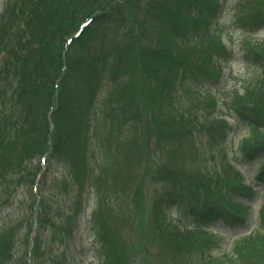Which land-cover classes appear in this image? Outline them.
Returning a JSON list of instances; mask_svg holds the SVG:
<instances>
[{
  "label": "trees",
  "instance_id": "16d2710c",
  "mask_svg": "<svg viewBox=\"0 0 264 264\" xmlns=\"http://www.w3.org/2000/svg\"><path fill=\"white\" fill-rule=\"evenodd\" d=\"M153 2L4 1L0 10V185L8 183L3 191H8L11 206L18 201L17 195H21L28 205L27 212L32 217L38 214L39 230L59 222L64 235L73 236L80 228L78 217L86 214V231L104 264H136L131 254L134 245L139 249L140 259L148 261L149 255L157 252L152 244L154 239L160 241L158 247L169 239L180 243L176 249L198 255L203 264L205 261L214 264V259L220 261L217 264H224V260L237 263L245 253L260 251L264 257V233L258 228L237 236L225 254L214 253V249L205 251L208 242L221 239L208 230L211 222L230 214L235 216L234 220L244 221L245 217L236 208L226 212L221 204L200 205L199 201L189 200L184 180L194 169L193 165L185 156L180 160L174 153L170 158L166 155L172 147L167 142L170 129L164 128L167 125H176L181 131L190 132L192 138L198 137L194 128L185 126L184 117L190 107L184 104V101L189 104V100L181 92L190 82L198 90L200 81L190 73L188 62L178 58L180 47L187 43L177 38L184 25L187 27L180 17L184 9L160 4L159 12ZM217 9L218 6L215 12ZM202 13L201 7L195 13L187 7V16L197 19ZM90 17L91 23L73 38L66 52L67 39ZM112 19L119 27L116 37L122 34L123 40L107 42L104 52L75 64L73 55L82 49L87 34L94 29L97 32ZM263 20L261 17L257 24ZM164 21L168 41L154 47L148 34L157 31ZM229 39L230 48L227 44L218 48L211 62L212 74H217L212 79L220 85L227 80L222 76L224 65L237 52L234 40ZM242 53L246 59H253L259 69L242 76L241 86L232 87L226 102H220L213 121L205 119L197 131L212 133L215 121L223 123L219 134L224 136L231 128L228 119L221 117L227 107L230 110L227 115L238 125L247 126L248 132L238 138L233 160L214 164V172L210 174L200 171L197 188L202 191L212 187L219 191L220 186H225L231 192L254 196L255 188L241 182L242 176L245 177L239 168L243 161L259 162L255 178L264 185V113L242 105L243 99L252 95L253 103L259 106L255 95L264 91V38L253 44L245 43ZM256 72L259 74L253 75ZM219 89L227 88L223 85ZM201 94L214 96L209 89L201 90ZM137 107L141 112L150 109L149 128L154 143L157 142L154 147L143 145L140 128L147 124L137 121ZM164 108L171 112V117L164 119L156 113L158 109L163 114ZM171 119L172 122L165 123ZM122 143L138 146L145 163L144 177L150 174L156 192L148 200V187L137 189L134 197L137 218L129 215L133 219L128 231L133 235L130 241L118 228L113 213L114 199L104 189L122 154ZM206 145L213 160L215 143L210 140ZM45 155L44 169L41 159ZM175 160L178 166L173 167L171 161ZM55 162L62 172L53 171ZM46 172L50 178L45 177ZM172 180L178 181L179 189L165 187ZM20 188L21 193L17 194ZM57 200L61 202L58 208L63 210L60 217L53 214ZM260 214L264 221V202ZM148 217L153 218V228L149 227ZM18 220L11 218L5 222L11 226L0 230V248L8 249L11 238L5 237L4 232H12ZM29 227L34 231L33 220L29 221ZM35 246H39L37 252L41 251L40 237L35 239ZM2 254L0 250V257Z\"/></svg>",
  "mask_w": 264,
  "mask_h": 264
},
{
  "label": "rangeland",
  "instance_id": "374dc122",
  "mask_svg": "<svg viewBox=\"0 0 264 264\" xmlns=\"http://www.w3.org/2000/svg\"><path fill=\"white\" fill-rule=\"evenodd\" d=\"M5 0H0V10ZM154 0L155 7L161 10L160 4H173L175 7H182L184 10L181 12V21L185 24L181 30L178 39L186 41L187 43L180 47L181 52L178 58L188 62L190 73L199 79L200 85L194 86L191 82L186 85L183 92V97L189 100V104H184L187 108L186 125L197 134L198 137H191L188 135L190 132H183L176 125L166 126L169 129L167 142L171 143L170 152L166 155L170 158L176 155L177 159L186 157L188 162L194 168L190 174L185 175L186 188L189 200L193 199L195 202L199 201L200 205L221 204V207L228 212L236 208L241 211L246 218L242 220H234L235 216L230 214L211 222L207 227L212 236L220 235L221 239H216L214 242H208L205 246V251L209 252L214 249V253L225 254L232 247L233 238L238 234L249 232L251 229H260L264 233V221L260 214V208L264 202V185L260 180L255 178L259 162H243L240 169L245 174L242 176L241 182L255 188L256 193L254 196L240 195V192H231L227 187L220 186L219 191H214L213 187L208 191H202L197 188V176L200 171L214 172L213 165H221L224 161L233 160L235 149L237 147V140L243 134L248 132L247 126L238 125L235 120L227 115L230 110L225 107L223 112L230 123V129L227 130L224 136L219 134L223 123L215 122L212 126V133L206 131L198 132V126L202 125L201 122L205 119L213 121V118L218 114V109L221 101L226 102L227 95L232 87L241 86L240 79L242 76L251 74L259 69V66L253 59H246L242 56L245 43L253 44L254 41L264 38V20L257 24V20L264 17V0ZM190 6V11L195 13L199 7L202 8L203 13L197 19L192 16H187V7ZM218 6L217 12L215 8ZM158 12V13H159ZM156 20V19H155ZM158 21V20H156ZM145 26V25H144ZM118 25L116 20H110L107 25L102 27L96 32H90L84 39V45L80 51L74 53L73 61L75 64L82 62V59L93 58L97 53L106 50V43L112 40H123V35L120 34L119 38L116 37L118 32ZM167 23L164 21L155 32L148 34V39L152 46L161 47L166 45L168 38L166 36ZM123 32V31H122ZM174 36L172 40H174ZM234 40L236 44V55L231 61L224 65L222 76L225 77L223 84H218L212 78L217 74H212L211 62L217 52V49L225 46L229 47L230 39ZM230 48V47H229ZM70 62V60H69ZM180 63V62H176ZM255 73L253 75H257ZM147 77V75H145ZM210 78V79H209ZM193 79V78H191ZM220 85V86H219ZM224 85V88L219 89ZM209 89L214 94L209 97L201 94V90ZM240 93H244V89H240ZM259 106L253 103L254 97L251 95L243 99L242 105L247 109L255 108L259 112L264 113V91L258 92L256 95ZM177 102V100H174ZM154 109V107L152 108ZM137 111V121L140 119L146 126H141V140L144 146L154 147L156 143L151 136L149 128V121L151 119L150 109ZM163 114L156 110V113L161 115L164 119L171 117V112L164 108ZM140 113V114H139ZM173 116H176V111H173ZM171 119L169 122H172ZM194 122V124L192 123ZM197 126V127H196ZM160 136V135H159ZM158 136V137H159ZM235 138V140H234ZM213 140L214 159H210V152L207 150L206 143ZM137 143L138 141H134ZM122 154L118 159L117 164L114 166L111 178L105 186V191H108L110 197L114 199L113 213L116 215V222L118 228L123 231L124 237L128 241L132 238V233L128 232L134 217L137 218L134 208V197L137 189L140 186L148 187V200H151L155 194V185L150 180V174L144 177V158L138 150V146H128L122 143ZM88 159V157H86ZM204 162L207 167L204 169ZM172 166H178V161H171ZM151 167V164H150ZM227 166L224 167L226 169ZM208 168V169H207ZM52 169L54 172H62L61 166L53 164ZM223 169V170H224ZM45 177H51L50 173L46 172ZM7 184L0 185V230L5 226V222L11 218L14 221L20 219L18 226L11 232H4V236L11 238L8 244V249L3 246L0 250L3 251L0 257V264H103L99 256L93 253L94 242L88 235L85 228V217L79 216L80 228L76 229L73 236L64 235V229L61 224L54 227L46 225L42 229H35L33 234L29 227V221L35 219L32 217L28 210V205L23 202L21 195H17L18 201L13 206L8 203ZM215 185V184H214ZM165 187L179 189L178 181L165 184ZM210 192V193H209ZM21 193V188L17 194ZM61 205L59 200L55 201V212L58 217L59 212H63L58 208ZM88 207H92V204ZM58 208V209H57ZM89 210V208H88ZM130 215V216H129ZM149 227L153 228V218L148 217ZM66 230V229H65ZM67 232V230H66ZM40 233L39 236L36 234ZM142 234V233H140ZM40 237L42 241L41 251L37 252L34 248V240ZM64 238L63 242L61 241ZM155 237L158 238L159 234L156 233ZM136 240V239H135ZM152 244L157 249L154 255H149L148 261H142L139 257V249L136 245L133 246L131 252L136 264H154L153 262L162 261L163 264H203L202 259L192 253H187L186 250L181 251L176 249L180 243H173L169 239L162 246L158 247L160 241L154 239ZM219 244V246H217ZM161 245V244H160ZM218 247V248H217ZM242 259L237 263L230 261H223L224 264H264V257L260 256L261 251L258 253H245ZM41 256V258H39ZM214 264L220 263L218 259H214ZM205 264H211L205 261Z\"/></svg>",
  "mask_w": 264,
  "mask_h": 264
}]
</instances>
